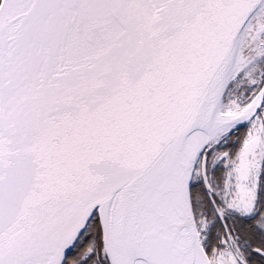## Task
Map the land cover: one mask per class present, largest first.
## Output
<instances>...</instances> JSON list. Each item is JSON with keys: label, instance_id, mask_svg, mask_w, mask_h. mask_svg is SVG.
<instances>
[{"label": "snow or ice", "instance_id": "6c2138e0", "mask_svg": "<svg viewBox=\"0 0 264 264\" xmlns=\"http://www.w3.org/2000/svg\"><path fill=\"white\" fill-rule=\"evenodd\" d=\"M0 264H264V0H0Z\"/></svg>", "mask_w": 264, "mask_h": 264}]
</instances>
